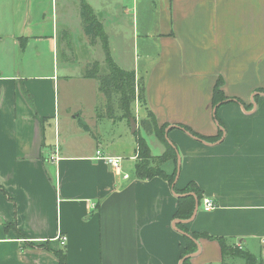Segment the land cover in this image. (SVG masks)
Segmentation results:
<instances>
[{"label":"crops","instance_id":"crops-1","mask_svg":"<svg viewBox=\"0 0 264 264\" xmlns=\"http://www.w3.org/2000/svg\"><path fill=\"white\" fill-rule=\"evenodd\" d=\"M81 3L96 17L95 40ZM105 40L144 81L134 132L116 104V117L99 114L105 96L86 76L96 62L109 73ZM97 45L105 59L94 58ZM62 79L79 85L62 92ZM218 82L228 98L214 107ZM149 111L181 155L175 186L202 193L185 227L264 258V0H0V264H59L61 247L68 264H179L178 196L135 170ZM99 149L125 157L121 170ZM162 167L172 174L176 164ZM197 242L192 264H223L217 240Z\"/></svg>","mask_w":264,"mask_h":264},{"label":"trees","instance_id":"trees-1","mask_svg":"<svg viewBox=\"0 0 264 264\" xmlns=\"http://www.w3.org/2000/svg\"><path fill=\"white\" fill-rule=\"evenodd\" d=\"M81 17L84 21L85 32L95 40V33L97 29V20L94 17L90 6L85 3H81ZM104 49L106 50V61L109 65V73L104 75L99 73L98 63H93L88 65L89 67L86 70V76L95 78L99 81V90L105 96V102L102 107L98 108L99 114L109 116L110 118L116 117L115 104L120 110H122V118L131 119L136 116L132 110L133 104L139 100L143 105L146 101L145 94V85L144 81L137 80L136 73L134 70L127 69L125 70L120 65H118L112 57L111 51L109 50L108 41H104ZM220 82L214 87V96H213V106H217L219 103H223L228 98L224 92L220 89ZM140 125L144 128L145 132L148 134H154L157 139H160L165 143L166 149L162 154L157 156L155 162L154 155L151 153V147L146 137L139 136L137 152L139 155L138 161L135 164L136 175L141 178H153V177H162L166 179L169 184L173 186L175 177L177 174V164H178V154L176 151L177 145L171 144L166 138V129L168 124H158L155 118V115L152 111L148 112V115L140 120ZM87 130L90 129L85 123L83 125ZM180 128L186 131H190L185 125H179ZM195 135L199 138L204 139L200 135ZM176 146V147H175ZM175 161L176 168L175 172L169 174L165 169H163L162 164L168 160ZM174 191L177 193L185 194L190 192H195L197 198L200 201L203 200L202 193L199 187L194 182H189L184 189H178L177 186L174 187ZM178 207L176 209L175 218L179 219H190L193 213V210L196 205V198L193 195L179 196L178 198ZM177 226L180 229L188 232L195 239L199 238H209L215 239L220 243L223 264H225L227 257H238L241 256L245 259L246 264H264V258L256 257V255L251 254L247 250L239 248L238 246L227 242L225 236H213L208 232H198L190 231L185 227V224L178 223ZM194 238L184 236L185 245H180V258L184 257L187 254L198 249V244L194 241ZM55 255L58 257L59 264H68L67 262V251L65 247H61L58 250H54ZM183 264H192L191 259H186Z\"/></svg>","mask_w":264,"mask_h":264},{"label":"rangeland","instance_id":"rangeland-1","mask_svg":"<svg viewBox=\"0 0 264 264\" xmlns=\"http://www.w3.org/2000/svg\"><path fill=\"white\" fill-rule=\"evenodd\" d=\"M62 4V3H61ZM63 5V4H62ZM64 7H66V6H64ZM64 7H62V6H60V11L62 10V8L64 9ZM130 45V44H129ZM92 51H93V55H94V58L95 59H105L104 58V54H105V52H104V50L103 49H101V47L99 46V45H97L96 47H94V48H92ZM62 65H63V60H62V54L60 53V55H59V67H61V69H62ZM62 72H63V70H62ZM61 87H62V92H63V89H64V87L66 86L67 88H71L72 90L74 89V88H76L79 84L78 83H70V82H65L63 79L61 80ZM92 85H97L98 83H99V81L98 80H91V81H89ZM80 85H82V83L80 84ZM86 86V85H85ZM85 86H83V87H85ZM82 87V86H81ZM87 87V86H86ZM139 101V100H138ZM103 103H104V101H102V102H99L98 103V105H99V107H102L103 106ZM140 103V105H142L141 104V102H139ZM92 110V108L90 107V105H86L85 107H84V111H85V114L86 115H88V114H90L91 112H93V111H91ZM65 115V114H64ZM141 134H142V136L144 135L145 137H146V140H148V142L150 143V145H151V147H152V153L153 154H155V155H159V153H161V144H160V142L158 141V139L156 138V137H154L153 135H149V134H147L144 130H141ZM132 171V170H131ZM257 254V253H256ZM256 257H258V256H256ZM228 258V257H227ZM233 258H235V259H231L230 257H229V259H226V261H225V264H246V261H245V259L243 258V257H241V256H238V257H233ZM260 257H258V259H259ZM208 264H221V263H208Z\"/></svg>","mask_w":264,"mask_h":264},{"label":"water","instance_id":"water-1","mask_svg":"<svg viewBox=\"0 0 264 264\" xmlns=\"http://www.w3.org/2000/svg\"><path fill=\"white\" fill-rule=\"evenodd\" d=\"M130 125H132V131L134 132V131H136V129H137V127H138V125H137V122H136V119L134 118V117H132L131 119H130ZM168 131H169V129H167L166 130V138L168 139ZM187 134H190V135H192V133L191 132H188V131H186V130H184ZM193 136V135H192ZM169 140V139H168ZM169 142L173 145V143L169 140ZM176 147V146H175ZM176 151H177V154H178V164H177V169H178V171H177V174H176V177H175V181L177 180V178H178V176H179V174H180V171H181V169H180V166H181V155L179 154V151H178V149L176 148ZM175 181H174V183H173V192H174V194H176V196H185V195H193L195 198H196V205H195V208H194V210H193V213H192V216H191V218L190 219H179V218H176V220H175V222H174V224H173V227L175 228V229H178L184 236H188V237H190V238H194L193 236H191V234H189L188 232H186V231H184L183 229H180L179 227H177V223H189V222H191V220H193L194 218H195V216H196V213H197V211H198V209H199V205H200V200H199V198H197V196H196V193L195 192H190V193H185V194H181V193H177L176 191H174V187H175ZM194 241L196 242V244H198V242H197V239H195L194 238ZM200 251H201V246H200V244H198V249L196 250V251H194V252H192L191 254H187V255H185L184 257H182L181 258V261L179 262V264H183L184 263V261L186 260V259H191L192 257H194V256H196V255H198L199 253H200Z\"/></svg>","mask_w":264,"mask_h":264},{"label":"built area","instance_id":"built-area-1","mask_svg":"<svg viewBox=\"0 0 264 264\" xmlns=\"http://www.w3.org/2000/svg\"><path fill=\"white\" fill-rule=\"evenodd\" d=\"M96 156H97V159H99V158L104 159L109 165H111V167L113 169H117V170H121V168L123 166V162L125 160V157L120 156V155H114V156L106 155L100 149L96 152ZM134 158L135 159L139 158L138 152L135 154ZM124 178H129V174L125 173ZM215 207H216V204L213 201V199L208 198V197H206V199H204V210L205 211L214 209ZM59 238H60L61 245H65V243L67 241V237L64 235H60ZM261 242H263V244H264V239H262ZM236 246H238L239 248H242L241 243H237Z\"/></svg>","mask_w":264,"mask_h":264}]
</instances>
